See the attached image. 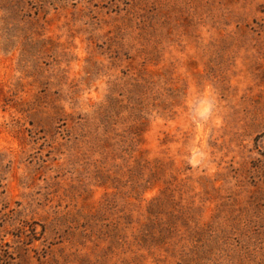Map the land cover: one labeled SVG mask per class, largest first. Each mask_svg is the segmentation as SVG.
Wrapping results in <instances>:
<instances>
[{
    "label": "rangeland",
    "instance_id": "374dc122",
    "mask_svg": "<svg viewBox=\"0 0 264 264\" xmlns=\"http://www.w3.org/2000/svg\"><path fill=\"white\" fill-rule=\"evenodd\" d=\"M264 264V0H0V264Z\"/></svg>",
    "mask_w": 264,
    "mask_h": 264
},
{
    "label": "trees",
    "instance_id": "16d2710c",
    "mask_svg": "<svg viewBox=\"0 0 264 264\" xmlns=\"http://www.w3.org/2000/svg\"><path fill=\"white\" fill-rule=\"evenodd\" d=\"M197 263V259H190L188 264H196Z\"/></svg>",
    "mask_w": 264,
    "mask_h": 264
}]
</instances>
